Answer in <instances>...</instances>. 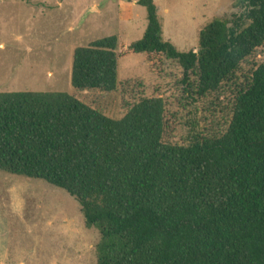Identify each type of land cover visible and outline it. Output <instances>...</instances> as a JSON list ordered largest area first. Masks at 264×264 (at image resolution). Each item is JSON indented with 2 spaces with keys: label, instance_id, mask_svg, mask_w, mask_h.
<instances>
[{
  "label": "trees",
  "instance_id": "trees-1",
  "mask_svg": "<svg viewBox=\"0 0 264 264\" xmlns=\"http://www.w3.org/2000/svg\"><path fill=\"white\" fill-rule=\"evenodd\" d=\"M233 1L243 13L206 25L197 52L165 39L153 0L138 2L148 23L140 41L110 36L75 49L79 91H115L130 55L154 73L177 61L187 90L197 77L195 95L218 102L223 122L184 145L169 140L162 98L113 119L68 93H0V172L75 198L100 231L97 264H264V63L251 62L264 48V0ZM244 64L251 71L239 82Z\"/></svg>",
  "mask_w": 264,
  "mask_h": 264
},
{
  "label": "rangeland",
  "instance_id": "rangeland-1",
  "mask_svg": "<svg viewBox=\"0 0 264 264\" xmlns=\"http://www.w3.org/2000/svg\"><path fill=\"white\" fill-rule=\"evenodd\" d=\"M141 0H0V93H68L107 117L122 119L145 98H162L169 111V140L184 145L190 135L216 127L222 114L211 99L182 82L185 71L165 60L154 73L144 55L119 62L113 92L79 91L72 85L76 48L110 36L125 44L147 30ZM164 37L179 51L197 52L199 33L215 19L232 21L243 13L233 0H153ZM264 63V48L251 58ZM251 65H242L239 82ZM231 91L221 98L229 106ZM217 111V112H216ZM100 231L88 228L75 198L42 180L0 172V264H97Z\"/></svg>",
  "mask_w": 264,
  "mask_h": 264
}]
</instances>
